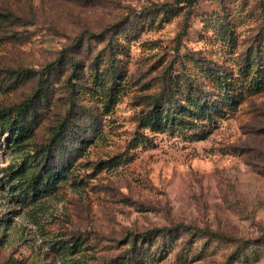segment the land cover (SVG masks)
<instances>
[{
  "label": "rangeland",
  "instance_id": "1",
  "mask_svg": "<svg viewBox=\"0 0 264 264\" xmlns=\"http://www.w3.org/2000/svg\"><path fill=\"white\" fill-rule=\"evenodd\" d=\"M173 1L0 0V264H264V0Z\"/></svg>",
  "mask_w": 264,
  "mask_h": 264
},
{
  "label": "trees",
  "instance_id": "2",
  "mask_svg": "<svg viewBox=\"0 0 264 264\" xmlns=\"http://www.w3.org/2000/svg\"><path fill=\"white\" fill-rule=\"evenodd\" d=\"M196 0H174L173 2L171 3H163V4H160L158 7H156L154 10L152 11H167L170 9V7L172 5H175V6H179L181 3H185V4H192L193 2H195ZM54 66V62H51V63H48L47 65H45L39 72V77H38V84H37V89H36V93H38L40 91V89L42 88V84L44 82V75L46 74V72H48L52 67ZM75 68H73L74 70ZM33 99H34V95L30 96V97H27L26 99H24L23 101H21L17 107V112H24V110L26 108H28L31 103L33 102ZM163 106L165 108H163L162 110H165L166 111V108H167V104H163ZM195 106L196 107H199L201 108V111L204 112V111H208L210 112L211 110V107L209 105V102L204 103L200 102V101H196L195 102ZM197 110L196 108L194 109L192 107V109L188 110V111H195ZM70 111L67 112V117H68V114ZM161 112V110L159 111ZM170 112L169 111H166L165 115H162L160 117V122H162L163 120H165V118L168 116ZM67 120L68 118H64L62 121H60L56 127V132L50 137V139L42 144L40 147H39V152H41L43 155L45 156H48L49 153H51L52 149L58 145L59 141H60V137L62 135V131L63 129L66 127V124H67ZM19 172V171H17ZM32 190L33 191H37L36 187L33 186L32 187ZM177 226V225H176ZM160 230H168V231H172V228H167V227H164L162 229H152V231L150 232H159ZM149 232H146L145 234H148ZM145 234H141V235H145Z\"/></svg>",
  "mask_w": 264,
  "mask_h": 264
}]
</instances>
